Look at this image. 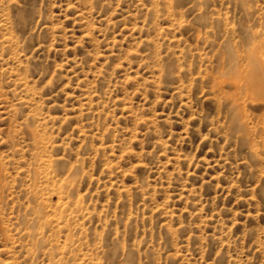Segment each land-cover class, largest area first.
<instances>
[{
  "label": "rangeland",
  "instance_id": "rangeland-1",
  "mask_svg": "<svg viewBox=\"0 0 264 264\" xmlns=\"http://www.w3.org/2000/svg\"><path fill=\"white\" fill-rule=\"evenodd\" d=\"M0 264H264V0H0Z\"/></svg>",
  "mask_w": 264,
  "mask_h": 264
}]
</instances>
